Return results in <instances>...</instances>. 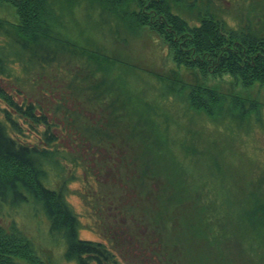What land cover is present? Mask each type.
I'll use <instances>...</instances> for the list:
<instances>
[{"label": "rangeland", "instance_id": "374dc122", "mask_svg": "<svg viewBox=\"0 0 264 264\" xmlns=\"http://www.w3.org/2000/svg\"><path fill=\"white\" fill-rule=\"evenodd\" d=\"M19 1L22 5L16 6L0 0V55L6 59V74L1 75L0 81L27 97L40 99H44L41 88L48 90L52 86L51 92L56 95L60 83L59 89L70 85L77 97H82L80 90L85 89L92 95L85 102L82 98L84 108L97 104L104 89L105 108L115 110L117 115L110 112V124H106L104 132L108 133L111 126L114 131L117 129L112 134H123L124 143L130 145L132 141L128 139L133 138L128 137L130 134L145 135L151 147L134 148L142 169L165 176L173 189L166 181L161 187L164 181L160 179L145 182L136 179L137 184L116 190L119 197L127 200L132 190L138 193L146 188L147 193L153 191L154 198L162 190L160 196L165 200L168 197L175 205L177 198L170 193L176 194L179 181L187 184L196 196L191 205H175L183 214L178 228L166 222L173 211L160 223H154V238L161 235L169 242L172 237L173 241L177 238L185 241L187 258L193 264H217V260L226 264H264V84L245 87L229 74L203 75L195 68L177 65L166 43L148 28L137 27L131 19L126 21L122 7L119 10L110 6L119 22L111 14L103 21L101 8L94 4L96 0H46L47 8L29 24L23 11L25 0ZM236 2L228 6L221 0H199L191 9L199 5L209 8L232 28L262 29L263 0ZM111 25L117 27L112 29ZM34 33L47 37L48 42H64L69 51L45 52L43 45L33 39ZM94 49L101 53L94 54L91 52ZM31 56L34 61L29 64ZM89 69L93 70L92 77H82ZM81 72L84 74L80 75ZM184 83L211 85L225 92L227 98L222 109L221 104L213 103V113H209L191 105L190 87L182 86ZM230 94L257 98L259 111H253L246 102L248 111L241 114ZM49 104L53 110L59 108L57 114L62 115L56 102L51 100ZM0 105L5 106L2 101ZM73 115L76 127L84 132L88 129L87 122L99 125L83 112ZM82 135L92 143L100 139V134ZM122 138L111 137L118 145ZM29 139L36 142L31 134ZM61 142L57 144L64 148L72 143L67 139ZM62 151L60 158L47 163L44 179L57 190L64 184V197L78 219L79 236L103 240L108 245L111 242L119 264H142L143 255L150 250L147 244H142L138 233L127 228L128 223L111 224L106 200L97 198L93 192L102 189L95 169L90 163L85 164L79 151ZM165 200L158 206L167 208ZM0 224L24 235L43 264H77L64 255L66 242L62 229L52 228L33 199L15 205L0 203ZM122 229L126 236L120 235ZM158 243H155L158 247L162 246ZM21 264L40 263L21 261Z\"/></svg>", "mask_w": 264, "mask_h": 264}, {"label": "trees", "instance_id": "16d2710c", "mask_svg": "<svg viewBox=\"0 0 264 264\" xmlns=\"http://www.w3.org/2000/svg\"><path fill=\"white\" fill-rule=\"evenodd\" d=\"M7 1L16 6L21 4L19 0ZM198 1L96 0L94 4L101 8L103 21L106 19V15L111 14L119 22L116 19V13L114 14L113 12L112 14L110 6L119 10L122 7L121 10L125 20L131 19L136 23L137 27H146L155 32L166 43L169 51L172 52V60L179 66H185L190 69L195 68L203 75H208L209 73L217 75L229 74L236 83L243 84L245 87H251L256 83L264 84V21L261 20L262 29H255L252 26L232 28L209 8L200 7L201 5H199L191 9L194 6V2ZM24 2L23 11L27 13V15H24L28 19L29 24H31L32 20L38 19L44 11L43 9L47 8L46 0H25ZM115 25H111V28H116L117 26ZM1 26L2 21L0 20ZM32 36L36 42H39L41 46L43 45L45 52L53 51L54 49L63 52L69 51L62 41L48 42L49 39L47 37H42L37 33ZM91 52L97 55L101 53L95 49L91 50ZM43 59L47 61L45 58ZM4 60L6 59L0 55V77L6 74ZM28 60L30 64L34 61V57L31 56ZM42 64L44 63L42 62ZM92 72L93 70L89 69L85 74L81 72L80 75L84 74L82 77L88 78L92 77ZM184 85L190 87L188 99L191 105L206 109L209 113H213V103L216 105L221 104L220 108L222 109L224 100L227 98L225 92L211 85H202L201 83L182 84V86ZM10 87H6L0 81V101L5 104V106L0 105V113L2 115L0 117V203L15 205L18 202L29 200V198L38 203L50 220L52 228L60 227L62 229L66 242L64 253L66 259L74 260L77 264H119L117 252L111 242L108 245L103 240L85 239L79 236L78 219L74 212L71 211L64 197V184L57 190L49 187L44 179L47 163L60 158V154H63L62 150L64 149L65 151L61 144H57L58 136L56 134L60 130L72 129L79 134L101 135L105 131L103 125L100 124L101 120L97 121L99 125L96 126L87 122L86 129L88 128L89 133L87 130L84 132L76 127V119L73 112L80 115L76 107L74 111V109L64 103H57L62 114L58 116L57 110L59 112V108L53 110L49 104L52 100L50 96L43 95L44 99L38 101L36 97H27L20 90ZM80 93L82 97H77L70 85L66 87V94L70 98L81 100L82 108H84L82 98H84L85 102L92 94L87 93L85 89L80 90ZM100 96L97 97V105L105 108L106 104L105 100H103L104 89ZM229 96L232 97L233 104L239 106L241 114L244 115L248 111L246 102L250 103L249 107L253 111H259L257 98L247 97L248 99H245L244 96L237 94H230ZM111 113L115 115V110L111 109ZM30 134L34 136L36 142L29 139ZM134 135L130 134L128 136L133 137L134 141L130 138L128 139L132 141L133 149L126 154L127 158H131L128 162L129 167L127 166L125 170L127 178L132 181L138 179L141 182H145V179L147 181L160 179L164 181L161 187H164L166 182H168L167 184L170 185L168 187L173 190L172 183L169 180L166 181L165 176L163 177L157 173L155 175L142 169L138 159L139 155H135L134 148L143 150L144 146V148H149L151 144L147 138L144 139L145 135ZM101 138L100 136L99 141ZM135 138L137 139L135 140ZM61 146L63 147L62 150L60 149ZM79 154L85 164L89 165L90 161L82 153L79 152ZM114 174L116 176L117 172L115 171ZM100 184L102 191L92 190L96 193L97 198L101 197L106 202L108 200L119 202L118 191L116 193L118 186H107L102 182ZM131 185L133 184L131 183ZM177 188L176 194L172 195V191L170 193L171 197L177 198V200L175 199V205H191L192 200L196 196L191 194L188 185L179 181ZM145 189L141 188L138 193L136 189L132 190L124 209L128 213H134L136 221L140 222L143 228H147L145 233L139 235L143 242L142 244L150 245V239L155 237L152 233L154 223H160L164 216L168 217L173 211V214L169 216L170 219L166 218V222L170 221L169 224L172 225V228H178L181 225L180 219L183 214L177 210L174 202H169L168 197L165 200L160 196V190L154 194L153 198V191L147 193L148 189ZM184 192H186V195ZM163 200L169 204L167 208L158 206ZM129 220L131 221L130 223L135 222L133 219ZM187 229L189 230L188 227ZM159 237H156V243L160 242L158 244L161 245L162 243V246H159L155 253L162 264H193L187 258L185 241L180 242L181 239L179 240V238L173 241L172 237V242H169L167 241L168 239L161 237V235ZM143 256L145 259L149 257L148 254ZM209 260L211 261V258ZM21 261L43 264L39 256L34 252L31 242L24 235L15 231V229L6 228L0 224V264H21ZM217 264L226 263L217 260Z\"/></svg>", "mask_w": 264, "mask_h": 264}, {"label": "flooded vegetation", "instance_id": "af4514ba", "mask_svg": "<svg viewBox=\"0 0 264 264\" xmlns=\"http://www.w3.org/2000/svg\"><path fill=\"white\" fill-rule=\"evenodd\" d=\"M220 1V0H219ZM222 2H225L228 6L238 0H221ZM261 1V0H260ZM263 6H264V0H263ZM219 17V16H218ZM48 83L52 84L50 79H48ZM62 84L57 85L58 91L55 95L51 92L52 86L46 90L45 88H41L42 94L50 96L53 100V102L56 103H64L70 108L76 109L81 113L88 115L91 120L93 121H99L101 120L100 124L103 125L104 128H107L109 125V115H110V108H104V106H98L95 104L92 106V108H82V102L79 99L70 98L69 95L66 94V89H59V87ZM41 95V96H43ZM65 97V98H64ZM38 101H40V98H37ZM95 123V122H94ZM107 123L108 125L104 124ZM111 130V131H110ZM109 132H102L101 137L102 139L99 142L92 143L91 140L87 139L84 135L76 133L72 129H65L60 130L59 133L56 135L58 136V140L60 143L63 139H67L68 141H72V143L67 144L68 148L73 151H79L83 154L84 157H86L90 161L91 168L95 169V176L97 177V180L99 182L107 185V186H118L120 189L129 186L132 184H137V181H132L127 178L125 175V170L128 166V162L131 160V158H127L126 154L133 149V145H130L128 142L124 143L125 136L123 134H112L114 131L112 127H110ZM72 136V137H71ZM115 136H122L121 144H117L115 141L111 139V137ZM59 143V144H60ZM102 160V163H101ZM129 167V166H128ZM117 172V175L115 176L114 172ZM103 173L104 175L100 174ZM118 178V179H117ZM135 190V189H134ZM127 196V195H126ZM129 199V198H127ZM128 201L125 200L122 197H119V202H115L113 200H108L106 202V207L109 213L108 218L110 219L111 224L119 222V224L125 225L126 223L129 224L127 226L128 229L134 230V232L141 234L145 233L147 231V228H143L140 224V222L136 221V216L134 213H128L125 211L124 206H126V203ZM129 219L135 220V222L130 223L131 221ZM108 222V220H107ZM116 227V225H115ZM114 228V227H113ZM125 228V227H124ZM115 229V228H114ZM120 231V235L126 236V233ZM114 232H118L116 229ZM130 241H133L132 237H128ZM151 244L147 245L150 251L154 252H148V258H146L142 264H162V262L158 259V255L155 253L156 250H158L157 244H155L157 241V238H151L150 239ZM136 245V244H135ZM156 245V246H155ZM137 245L135 246V248ZM137 249V248H136ZM148 259V260H147Z\"/></svg>", "mask_w": 264, "mask_h": 264}]
</instances>
